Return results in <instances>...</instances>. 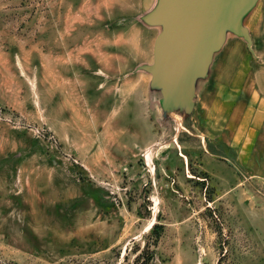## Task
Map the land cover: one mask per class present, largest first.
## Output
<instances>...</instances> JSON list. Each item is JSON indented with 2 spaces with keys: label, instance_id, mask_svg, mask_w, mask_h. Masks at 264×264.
Instances as JSON below:
<instances>
[{
  "label": "rangeland",
  "instance_id": "1",
  "mask_svg": "<svg viewBox=\"0 0 264 264\" xmlns=\"http://www.w3.org/2000/svg\"><path fill=\"white\" fill-rule=\"evenodd\" d=\"M222 3L0 0V264H264V177L204 127L222 59L264 92V0Z\"/></svg>",
  "mask_w": 264,
  "mask_h": 264
},
{
  "label": "crops",
  "instance_id": "2",
  "mask_svg": "<svg viewBox=\"0 0 264 264\" xmlns=\"http://www.w3.org/2000/svg\"><path fill=\"white\" fill-rule=\"evenodd\" d=\"M237 47L240 54L243 53L242 46ZM243 54L242 59H236L238 71L234 72L229 71L231 59H222L219 72L213 78L216 80L212 85L214 98L206 112L204 127L207 133L209 130L218 132L222 141L236 153L237 159L255 160L256 170L253 171H257L258 177H264V148L254 154L259 143L262 142L264 146V92L261 87H248L251 59H244ZM252 82L254 84L255 79ZM222 85L225 86L222 88ZM221 92H225V102L216 98ZM220 159L203 155L201 168L211 177L217 176L214 170L218 169L234 176L231 173L233 168ZM211 164L213 169H210Z\"/></svg>",
  "mask_w": 264,
  "mask_h": 264
},
{
  "label": "water",
  "instance_id": "3",
  "mask_svg": "<svg viewBox=\"0 0 264 264\" xmlns=\"http://www.w3.org/2000/svg\"><path fill=\"white\" fill-rule=\"evenodd\" d=\"M237 0H223V9H224V14L228 15L227 10L230 6H232V4L234 5V3H236Z\"/></svg>",
  "mask_w": 264,
  "mask_h": 264
}]
</instances>
